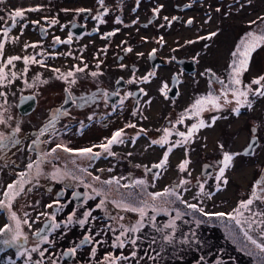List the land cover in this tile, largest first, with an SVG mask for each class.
I'll return each instance as SVG.
<instances>
[{"label": "rangeland", "instance_id": "rangeland-1", "mask_svg": "<svg viewBox=\"0 0 264 264\" xmlns=\"http://www.w3.org/2000/svg\"><path fill=\"white\" fill-rule=\"evenodd\" d=\"M185 1L192 0H108L111 3L112 10L106 16L107 20L104 22L105 28L108 30L117 27L121 28L120 33L113 37L110 43L112 50L106 57V60H108L106 64L109 63L110 59L112 60L113 71L111 74L113 82L121 75H131V72L126 73V69L120 67L123 61H118L119 56L124 54L125 49L132 48V51L128 53L129 56H127V66L131 63L147 64L148 50L156 45H160L159 39H157L159 38V33L167 34L166 44L161 46L162 54L168 57L174 56L175 53L193 56L198 60V70L197 74L186 77V83L183 84V94L176 100H167L164 95L161 96L159 88L162 87H159V85L162 81H154L152 88H156V91L151 102L145 104L140 111L136 112V115H133L132 112L125 119L126 121H131L132 124L139 125L137 129H127L128 135L134 132L133 129L137 133L141 128L145 131L139 135V139L137 137H130L129 135L125 143L120 144L122 148L116 154L118 157L100 160L87 165L91 178L88 180L84 179V181L85 183H93L95 187L100 188V181H92L93 176H99L101 181L112 177H122L124 179L121 184L130 183L132 180L146 179L149 182L147 191L155 192L178 184L181 179L186 178L191 183L186 186L189 189L187 192L181 189L185 200L189 203L202 201L201 206L205 208V211L231 212L238 206L241 200L250 197L255 182L264 177V97L251 96L250 99L253 100L252 107L241 108L239 115L232 111L236 106L234 100L232 104L220 111H205L200 118L208 122L210 126L201 128L189 143L172 149L169 154L168 163L161 171L158 179L154 178L153 171L147 172L145 169H152L153 164L162 159L168 147L181 139L176 135L177 131H187L188 127L198 120L197 117L189 116L183 124H175L180 114L185 109L190 108L191 104L199 96L207 95L211 90H215L216 94L220 93L222 85L215 79L216 77H219L220 80L225 81V84H227L229 65L232 60L231 53L235 50L240 39L249 31L264 29V20L260 19L264 17V0H251V2L249 0H196L193 10L195 23L192 26L187 25L185 22L172 21L173 13L171 11L173 4ZM96 2L97 0H3V2H0V17L5 18L4 20H0V27L4 26L8 14L15 9H31V6L40 7V5L44 7L42 9L39 8L38 11L26 12L25 17L12 29L9 33L10 39L6 43L5 55L24 56L42 53L43 55H37V59H44L47 65V67L40 64L29 65L26 76L18 75L11 85L0 87V91L7 93L6 104H4L3 98H0V104H4V108L7 109L5 118L11 117L8 124H0V132L11 134L12 129L17 124L21 127L22 136L27 131L29 135L32 128H43V111L44 109L52 108L55 103L54 98L58 96L59 92H53L50 87H45L43 83H38L35 87L29 88L25 85L24 80L27 79L29 83H32L38 74L41 80H47L51 75L58 76L51 69L59 68L62 72H66L73 68V66L68 64L67 61H61L62 58L60 57L54 60V57L51 55L52 45H50L52 39L48 41L44 40L40 35V30L43 26L48 25L53 18H60L66 24H68L69 19L77 16H80L81 20L90 21V17L85 16L77 10L93 7ZM108 2L107 4H109ZM155 9H159L158 13L161 17L156 18L154 22H149L150 17L154 16L153 13L156 12ZM166 14L169 15L170 22L165 20ZM118 19L121 22H118ZM34 21H38L39 23H33ZM142 21H145L146 24L142 25ZM252 21L256 23H251ZM172 22L173 24H171ZM62 29L61 24L59 26L55 25V29L53 28L52 32H61ZM213 32H216L217 35L211 39H199L200 37H208ZM11 37H18V39L16 42H13ZM2 38L0 36V39ZM188 41L194 42L189 44L187 43ZM47 42H49L48 45H46ZM33 43L38 44V47L25 49V44ZM99 43H102V41H99ZM44 53L48 54V56H45ZM47 57L48 62H46ZM67 59L69 58L65 56V60ZM170 63L173 62L171 61ZM23 68L24 64L21 60L16 62V67L13 70L17 73H22ZM174 69L175 66L171 64L167 71L171 73ZM208 69L212 70L211 73L207 71ZM212 73L215 76H212ZM260 75H264V46L258 48L253 53L249 70L243 77L245 84L251 83L253 79ZM210 79L212 80L211 84ZM79 81H85L82 73L80 74ZM103 83L101 79H97L96 85L89 86L86 90L82 91L83 95L86 96L93 92H104L105 85H102ZM255 87L256 85H253V88ZM28 91H33L42 96L41 113L18 118L17 101L22 93ZM98 96L100 95L98 94ZM231 98V94H229V99ZM50 113L52 114V111ZM214 115L220 118L212 124L211 117ZM174 124L175 130L169 138V145L151 144L152 140L159 139L163 135L164 128L172 127ZM91 131L95 132H91L89 136H78V140L70 143L82 145L100 141L109 133H105L103 130L98 129V127ZM19 135L21 134H16L17 138ZM254 138H257V143L249 149V145H252ZM32 139L36 140L39 138ZM65 139L68 141L71 138L65 137ZM221 145H223L222 148ZM225 151L239 153L240 155L234 157L232 165L225 172V178L228 183L224 185L221 182V188L217 191L215 177L218 174L219 167L221 166L219 162L222 160ZM6 153H10L9 148L6 151H0V160H2L1 157ZM26 155L28 157V150H26L24 159H26ZM184 159H188L190 163L187 171L181 172L178 166ZM84 161H87V159H82V162ZM204 165L211 166L207 173L204 172ZM3 166L4 168L1 169L2 173H0L6 179L11 178L12 175L10 174L12 172L9 171V167L14 168V165ZM200 183L205 184L206 192L214 193L210 199L206 196L193 199L199 191L198 186ZM80 187L87 189L82 184H80ZM110 187L106 209L96 208V204L103 199L101 196L91 199L90 203L83 207L85 210H92V217H95L94 220L92 219L91 226L80 228L77 224H73L71 227H62L60 232L53 237L55 241L54 244H51L53 247H60L62 249L70 246L77 238L90 230L93 234L101 232V235L96 236L95 239L107 241V243L99 246V251L97 252L99 257H103L104 254L113 249L111 244L114 234L108 231L106 225L117 228L116 235H118L119 229L117 222L110 219V215L116 216L117 213L124 215L125 220L123 223L130 225L138 219V214L123 212L115 208L111 201L113 199H120L121 194L128 196L129 192H131L135 195L140 192V189L130 187L129 189L121 188L117 190L115 185ZM87 190L91 193V189ZM33 192L37 194L41 191ZM26 203L27 205L31 204L29 201ZM22 207L24 205H19V208ZM174 207L179 208L182 212L190 211L178 202ZM37 208H30L29 213L33 226L31 229L25 226L26 231L28 229L34 232L38 230L42 223L43 217L39 221L35 220V217L39 214L36 211ZM253 208L264 210V202L258 200L253 205ZM149 214H153L151 210ZM172 215L174 216L175 212ZM195 215L196 218L204 219L205 223L200 225L199 228H195L194 224H184L182 221H177L179 230L176 236L179 238L184 233H187L189 228H195L196 235L201 241L200 244H193L191 247L178 245V247L184 250L175 253L173 246L166 245L161 257L155 261L151 260L149 257L155 255L153 249L159 250L160 248V234L150 226H147L142 229L141 233L137 234L141 239L138 240L135 248L131 244H128L130 253L135 250L137 251V256L130 258L128 261H122L121 264H216L217 260L222 261L223 264H258L256 255L250 256L247 254L248 251H253L251 246L247 250L241 251L243 244L248 243L244 240L242 233L237 234L234 238L235 242L234 239L229 238L228 232L225 229V219L216 217L209 219L202 217L199 213ZM2 219L3 217L0 215V220ZM168 219L167 215L161 213L157 216V223L162 224ZM184 219L191 220V217L186 216ZM227 223L231 226V222ZM253 235L256 236L258 234L253 232ZM153 237L157 239L156 244H151ZM150 244L151 247L149 246ZM201 256L205 257V260L202 262L199 260ZM177 257H182V259H178Z\"/></svg>", "mask_w": 264, "mask_h": 264}, {"label": "snow or ice", "instance_id": "snow-or-ice-1", "mask_svg": "<svg viewBox=\"0 0 264 264\" xmlns=\"http://www.w3.org/2000/svg\"><path fill=\"white\" fill-rule=\"evenodd\" d=\"M3 2V0H0ZM251 2V0H249ZM101 6L104 5V0H99ZM38 8L31 9H22L18 8L11 11L8 14L7 21L5 22L3 27H0V36L3 38L0 39V87H5L11 85L16 79L18 75L26 76L29 70V65L32 64H40L42 66L47 67L44 59H37V55H43L42 53H37L34 55H5L6 43L10 39L9 33L13 28L16 27L17 23L22 20L26 12L28 11H38ZM78 12L87 11L86 9H78ZM158 13L159 9H155ZM104 13H98L94 19L100 21V23H104L103 19ZM4 17H0V20H4ZM48 19V18H45ZM167 19V18H165ZM177 19V18H173ZM260 19L264 20V17ZM10 21V24L8 23ZM118 22L119 21L118 19ZM33 23H39L38 21H34ZM58 23V20L53 18L50 20V25H55ZM191 23V21H189ZM251 23H256L252 21ZM26 27V25H25ZM119 31V29H116ZM115 32L107 33L106 36H112ZM217 33H210L208 37H200L199 39H211L216 36ZM13 42H16L18 37H11ZM73 40V36L70 33L66 40H62L59 36L54 37V42L56 44H71ZM160 42H163V37H160ZM194 41H188L187 43H193ZM264 46V29L260 31H249L247 32L236 45L235 50L231 53L232 60L229 65V73L227 84L225 81L220 80L219 77L215 79L222 85L219 94H216L215 90H211L207 93V95H201L195 99V101L191 104L190 108L185 109L183 113L180 114L179 118L176 119L175 124H183L185 119L189 116L197 117L198 120L196 123H192L190 127H188L187 131H177L176 135H178L181 139L175 141V143L171 144L167 151L164 152L162 159L159 163L154 164L152 167L156 169H164L168 163L169 154L172 149L175 147H180L184 144L189 143L195 134L201 129L205 127H209L210 124L206 122L202 117V114L205 111H220L221 109L227 107L228 105L235 101V107L232 109L237 115L240 114L241 108L247 107L251 108L253 105V100L250 99L251 96L256 97H264V75H260L259 77L253 79L251 83L245 84L244 82V74L249 70L250 62L252 59L253 53L260 47ZM25 49L27 48H36L38 44H25ZM106 52V49L104 50ZM126 52H131L132 49L126 48ZM155 49H153V53H155ZM67 55L71 56L72 53L69 52ZM142 55V54H141ZM23 61L24 68L22 73H17L13 69L16 67L17 61ZM102 63V62H100ZM100 63H97L96 68H100ZM11 66V67H9ZM87 64L83 67L79 65L73 66L72 69L62 72L59 68L51 69L54 73L58 74V79L65 81L69 88L67 91L69 92V99H75L71 95V85L77 83V73H84L87 68ZM121 68L125 67V65L121 64ZM211 73V69L207 70ZM92 77H98L102 75L99 71H92L90 73ZM154 75V73H149L148 75L140 78V82H146L149 80V77ZM212 76H215L212 73ZM135 80V77L133 78ZM133 80H129L128 83H132ZM47 80H41L39 74L34 78L32 83H29L27 79L24 80V83L27 87L32 88L35 87L38 83H47ZM119 83V81H117ZM212 80L210 79V84ZM253 85H256L253 88ZM166 87V86H165ZM163 91V89H162ZM140 92H144V89H140ZM119 93H112L111 95H118ZM146 95V93H144ZM229 94H231V99H229ZM127 96H133L134 93H127ZM165 95L167 93L165 92ZM103 96L107 98L109 96L108 92H103ZM0 98H3L4 104L7 103V93L0 91ZM22 99H31V97H23ZM84 103H88L86 97H81ZM95 100V96L92 97ZM67 103V100L65 101ZM121 105H123V99L121 100ZM150 103V101H149ZM4 104H0V124H8V121L11 119L9 116L7 119L5 118V112L7 111L4 108ZM115 110V106L113 108ZM138 111V110H137ZM69 113L66 110H56L53 112L52 118L48 121V123L40 129L38 133V137L44 136L46 132H51L53 136L56 134V123L59 117L67 116ZM133 115H136V112H133ZM220 117L212 116L211 123L214 124L217 119ZM91 119V117L89 118ZM171 123V122H170ZM175 124L172 127H166L163 129V135L159 139H154L151 141L153 145H169V138L173 134L175 130ZM83 127V124L81 125ZM128 128H135L136 125L129 123L126 125ZM145 130L143 128L137 133V137ZM21 132V127L19 124L16 125L15 128L12 129L11 134H5L4 132H0V151H6L10 146H15L20 143L16 134ZM125 130L124 128L116 130L110 138H106L104 142L99 145H93L92 147L79 148L74 149L68 147L64 143H57L55 147H52L50 151H39L38 158L34 161H30L27 163L24 171H21L17 174L18 178L13 182L6 185L3 192L0 193V214H5L7 216L8 222L3 226H0V245H3L4 248H12L15 247L16 255L23 258V264H45L46 253H48V261L49 264H58V260L53 258L55 256L54 253H50L47 247L41 248V245L44 244H54V239H50L52 233L56 232L58 229L62 227H69L73 223L79 224L81 227L88 225L90 223V217L94 220L95 217H92V211H85L81 218H76V213L72 212L68 215V217L61 222H57L56 220V212H40L35 220L39 221L41 217L45 219V227L38 229L34 235L37 238V241L34 246L29 247V235L25 232V226L28 229H31L33 226V222L31 221L30 213L24 211L22 215L18 213L14 208V201L26 190L31 191L32 188H27L26 185L31 184L32 187H36L39 184V178L41 175H47L51 180L54 181H64L68 178L71 180L79 181L85 188L91 189V193L85 192L82 195L85 197V203L88 200L94 199L95 196H101L103 199L100 200L99 203L96 204V208H105L106 203L108 202V191L106 190V186L110 189V186L115 185L117 190L129 189L130 187H137L140 189L139 193L135 195L129 192L128 196H124L121 194L120 199H113L111 203L115 206V208L120 209L123 212H130L138 214V219L135 220L132 224H125L123 221L125 220L124 215H120L117 213L116 216H111L110 219L114 220L118 224L119 233L116 235L117 228L112 227L111 225H106L108 231L114 234V239L111 244V247L123 249L126 244H131L134 248L137 246L138 240L141 237L137 234L141 233L142 229L147 226H150L157 233L160 234V248L159 250L153 249L155 255L149 257L151 260H157L161 257V254L165 251V246H173L174 253L183 251L184 249L178 247V245H185L191 247L193 244H200L201 241L198 239L196 235L195 228H199L200 225L205 223L204 219L196 218V213L202 215V217H207L209 219L223 218L225 219V229L228 232L229 238L234 239L238 233H242L244 240L248 243L243 244L241 247V251L247 250L250 246L253 248V251H248L247 254L252 256L256 255L258 259V264H264V210L254 209L253 205L256 202L262 201L264 202V177H261L255 182L253 191L249 198L241 200L238 203V206L235 207L231 212H209L205 211V208L202 205V201L198 203H189L182 196L181 189L184 192H187L189 189L186 187L191 183L189 179H181L178 184L171 185L165 187L162 191L148 192L147 186L148 181L146 179L132 180L130 183L121 184V180L124 179L122 177H112L108 180L101 181L99 176H93L92 181H100L101 187L97 188L93 183H85L84 177L77 176L75 171L68 169H60L55 168L51 173H44L42 169V165L46 160L51 159H59L56 155L58 151H63L69 154H74L76 157L87 159L89 161H94L100 158L102 153H106L108 156H115L116 153L112 151V146L117 144L125 143ZM50 141H41L39 139L33 140L32 144L29 145L30 148L33 146L36 149H39V145L41 143H49ZM223 145H221V148ZM94 148H99L101 151H94ZM252 148V145H249V149ZM240 155L239 153H231L225 151L223 153V158L219 162L221 165L219 167L218 174L215 179L217 181V191L221 188V182L226 185L228 183L225 178L226 170L232 165L235 156ZM75 163V160H73ZM190 161L188 159H184L179 164V170L181 172H186L188 169ZM79 168V166H77ZM81 173H88V169L79 168ZM147 172H151L152 169L146 168ZM103 171V170H101ZM111 171V169H109ZM155 179H158L160 176L159 172L153 174ZM190 176V173H189ZM199 191L196 193V196L193 199H197L201 196H206L207 198H211L214 193L205 191V184H199ZM59 195V194H58ZM74 195H80L78 193H74ZM183 204L187 210L190 211H181L179 208L174 207L176 203ZM38 203V202H37ZM58 206L57 211L63 207L59 199L54 200L52 203L48 204L47 208H53V206ZM153 214H149V211ZM175 212L173 216L172 213ZM161 213L167 215L169 219L162 223H157V216ZM191 217V220H185L184 217ZM177 221H182L184 224H194L195 228H189L187 233H184L181 237L177 238L176 233L179 230V225ZM231 222V226L229 223ZM103 231V230H101ZM253 232H256L258 235L254 236ZM101 235V232H97L93 234L90 230L86 232L84 237L78 242L75 243L74 246L68 247L63 250L62 255L64 257H75L78 249L82 248L86 245H93L90 252V261L89 264H92V261H95L97 256L98 246L103 243H107V241L96 240L95 237ZM235 242V239H234ZM157 239L155 237L152 238L151 244H156ZM151 244L149 245L151 247ZM3 249H0L2 251ZM38 254L37 259H33V254ZM137 256V251H132L130 256H125L123 253L117 255L114 252H107L102 257V260L95 261V264H121L122 261H128L131 258H135ZM178 259H182V257H177ZM10 264H15L14 261H11ZM199 260L202 262L205 260L204 256L199 257ZM216 264H223L222 261L217 260Z\"/></svg>", "mask_w": 264, "mask_h": 264}, {"label": "flooded vegetation", "instance_id": "flooded-vegetation-1", "mask_svg": "<svg viewBox=\"0 0 264 264\" xmlns=\"http://www.w3.org/2000/svg\"><path fill=\"white\" fill-rule=\"evenodd\" d=\"M108 0H104V5L101 6L99 3V0H97L96 4L89 8H84L88 10V13L82 12L87 17H90L89 20H81L80 16L73 17L69 19L68 24L64 23L62 19L58 18V23L55 25H60L61 28L63 27L61 32H52L53 28L55 29V25H46L43 26L40 30L41 36L44 40L48 41L52 39V52L51 55L54 57V60L57 58H62L61 61L64 60V62H68V64L72 66L79 65L80 67H83L85 64H87V68L85 69V72L82 73L83 78L85 81L80 82V74L77 73V83L74 85H71V95L75 99H69V92L67 89L69 88V85L61 80L58 79L56 75H51L47 78V83L44 86L50 87L53 92H59L58 96H55V103L53 104L52 108L44 109L43 116H44V123L43 127L48 123V121L52 118L53 112L60 109V110H66L69 114L67 116H61L57 120L56 123V134L53 136L51 132H46L44 136L38 137V133L40 129L32 128L29 132V135L27 133L22 136V130L21 134L18 136V139L20 141L19 144L15 146H10L9 151L10 153L4 154L0 160V172L2 173V168H4L3 165H14V168L9 167V171L12 172V177L9 179H6L2 174L0 173V193L3 192L4 188L7 184L13 182L18 178L17 174L21 171H24L26 168L27 163L30 161H34L38 158L39 151H50L52 147H55L57 143H64L70 148L79 149V148H86V147H92L93 145H99L100 143L104 142L106 138H110L112 134L121 128H124L125 130V140H127L128 136L130 137H137V132H135V129L139 125H136L134 132L129 133L127 132V129L130 130V128L126 127L127 124L132 123L131 121H126V117L130 116L132 112H138L140 111L143 106L149 101L151 102V99L154 96V92L156 91V88H152V83L154 81H162L159 85V93L164 95V97L167 100H176L183 94V84L186 83V77L197 74L198 70V60L189 55H179L176 54L172 57H168L161 53V46H164L166 44V38L167 34L164 35L162 33H159V39L158 42L160 45H156L155 47L151 48L147 52L148 56V63L147 64H128L127 66V56L129 52L124 51V54H121L118 58L119 62H122L121 64L125 65L126 73L131 72V75H121L116 78V80L113 82L112 74L113 71L112 67V60H106V57L108 56L109 52L112 50V45L110 44L113 37L120 33L119 27L108 30L105 28L104 23H100V21L94 19V17L98 13H104L103 19L104 21L107 20V15L110 14L112 8L111 3L107 4ZM196 0L192 1H185L183 3H177L175 2L173 4L172 13H173V22H185L187 25L192 26L195 23V16L193 14L194 5ZM185 6V7H183ZM30 8H44L42 5L40 7L38 6H31ZM170 12V13H171ZM192 12V13H190ZM154 16H151L149 19V22H151V18L154 17L152 22L156 18H160V14L157 12L153 13ZM165 20L169 21V15H165ZM191 21V23H189ZM61 22V23H60ZM170 22V21H169ZM173 22L171 24H173ZM134 24V22H132ZM142 25H145L146 22L142 21ZM81 27H85V31L83 34H80V31H83ZM116 29H119V31H116ZM68 30V31H67ZM115 32L112 36H106L107 33ZM72 34L73 40L71 44H56L54 42V37L59 36L62 40H66L69 34ZM160 37H163V42H160ZM99 41H102V43H99ZM49 42L46 43L48 45ZM128 47V46H127ZM131 48V47H130ZM106 49V52L104 51ZM132 49V48H131ZM153 49H155V55L156 57L152 61L151 54L153 52ZM71 52L72 55L69 56L67 53ZM45 56H48V54H45ZM63 55V56H62ZM65 56H67L69 59L65 60ZM181 59H195L197 68L195 71L187 70L185 69L180 63L179 60ZM46 62H48V57L46 58ZM173 63H170V62ZM102 62V63H100ZM97 63H100V68L97 69L96 65ZM105 64V65H104ZM173 64L175 66V69L169 73L167 71L168 67ZM72 69V68H71ZM70 70V69H69ZM92 71H99L102 73V75L98 77H92L90 73ZM149 73H154V75L149 77V80L146 82H140V78L148 75ZM135 77V80L133 78ZM97 79H101L104 83L102 85H105V91L108 92L109 96L105 98L102 96L103 92L97 93L93 92L86 96L83 95L84 90H86L89 86L96 85ZM129 80H133L132 83H128ZM119 81V83H117ZM67 84V85H65ZM166 86V87H165ZM43 87V86H42ZM58 87V89H57ZM144 89V92H140V89ZM163 89V91H162ZM60 90V91H59ZM119 93L118 95H111L112 93ZM134 93L133 96H127V93ZM165 92L167 95H165ZM146 93V95L144 94ZM25 94H33L37 98V103L35 108L27 113L22 114L19 110V100L22 95ZM98 94L100 96H98ZM95 96V100L92 99V97ZM17 104L16 109L18 113V118L29 116L31 114H40L41 113V103H42V96L38 93H35L33 91H28L26 93H22L20 95ZM81 97H86L88 100V103H84V101L81 99ZM123 99V105H121V100ZM67 100V103L65 101ZM115 106V110H113ZM138 110V111H137ZM52 111V114L50 113ZM91 117V119H89ZM83 124V127L81 125ZM98 127V129L103 130L105 133L109 132L103 140L95 141L91 143H85L82 145H76L71 144L70 142H74L78 140V136L86 135L89 136L91 131ZM42 129V128H41ZM32 136L31 138H29ZM104 136V135H103ZM39 138L41 141H50L49 143H41L39 145V149L37 150L35 146L32 148L29 147V145L32 144V141L34 139L32 138ZM65 137H70L68 141L65 139ZM139 139V137H137ZM136 139V140H137ZM120 147V144L113 145L112 151L117 154ZM24 150V151H22ZM26 150H28V157L26 155V159L23 157L26 154ZM94 151H101L99 148H94ZM59 159H49L46 160L43 165L42 169L44 173H51L54 171L55 168L60 169H68L75 171L77 176H83L84 179L88 180L90 179V175L87 173H81L79 168H87V165L96 163L100 160H109L115 156H108L106 153H102L100 158L94 161H84L82 162L83 158L76 157L74 154H69L63 151H58L56 154ZM9 160V162H7ZM73 160H75V163H73ZM83 164V166H82ZM79 166V168L77 167ZM101 168V167H99ZM119 178V177H118ZM123 182V179L121 180ZM27 188H32L31 191H25L22 193L17 199L14 201V208L15 210L22 215L24 211L30 212L31 207H38L37 212H56V220L57 222L64 221L69 214L72 212L76 213V218H81L83 213L85 211H88L90 209H83L86 205L90 203L91 200H88L87 203H85V197L82 195L85 192H89L87 189H83L80 187L79 181L71 180V178H68L64 181H54L51 180L50 177L47 175H41L39 178V184L36 187H32L31 184L26 185ZM107 191L111 189L106 188ZM33 191H41L37 194H34ZM124 192V191H123ZM36 193V192H35ZM74 193H78L80 195H74ZM90 193V192H89ZM59 194V195H58ZM96 197V196H95ZM2 198V196H0ZM59 199L61 204L63 205L62 208H60L59 211H57L58 206L54 205L53 208H47L46 206L50 203H52L54 200ZM27 201L31 202L30 205H27ZM38 202V203H37ZM19 205H24V207L19 208ZM71 208V209H70ZM85 210V211H84ZM69 211V212H68ZM92 211V210H91ZM68 212V213H67ZM2 215L3 219L0 220V226H3L5 223L8 222L7 216L5 214ZM31 216V215H30ZM91 218V217H90ZM89 218V219H90ZM45 219L43 218L42 223L40 224V228L45 227ZM92 218L90 219V223L88 225H85L84 227H81L79 224H77L80 228H85L87 226H91ZM76 224V223H73ZM72 224V225H73ZM70 225V227L72 226ZM25 232L29 235V241L28 246H34L37 238L32 235L34 232H31L26 228H24ZM60 232V229H58L56 232L52 233L50 236V239H53V237ZM86 234V233H85ZM81 235L77 240L72 243L70 246H66L64 248L60 247H53L51 244H44L41 245V248L47 247L49 249L50 253H54L55 256L53 258L58 260V264H89L90 261V252L93 245H86L82 248L78 249L77 254L75 257H64L62 255L63 250L67 249L68 247H72L75 245V243H78L84 235ZM100 240L101 239H96ZM99 248V246H98ZM0 249H3L0 251V264H10L11 261H14L15 264H23V258L16 255V249L15 247L12 248H4L3 245H0ZM99 250H97L98 252ZM110 252H114L115 254L119 255L123 253L125 256H130V251L128 250V244L123 249L113 248L110 250ZM48 253H46L45 258V264H49V261L47 259ZM38 254H33V259H37ZM131 258V257H130ZM102 260V257H99L98 255L95 258V261ZM95 261H92V264H95Z\"/></svg>", "mask_w": 264, "mask_h": 264}, {"label": "water", "instance_id": "water-1", "mask_svg": "<svg viewBox=\"0 0 264 264\" xmlns=\"http://www.w3.org/2000/svg\"><path fill=\"white\" fill-rule=\"evenodd\" d=\"M185 7V6H184ZM85 13H88V10L85 11ZM83 31H80V34H83L85 31V27H81ZM156 57L155 53L151 54L152 61ZM179 63L187 70L195 71L197 68L196 61L194 59H181L179 60ZM23 97H31V99H22ZM37 103V98L33 94H25L20 97L19 100V110L22 114H27L31 112ZM257 143V138H254L252 141V146H255ZM210 165H204V172L207 173L210 169ZM156 170V168H152V171Z\"/></svg>", "mask_w": 264, "mask_h": 264}]
</instances>
